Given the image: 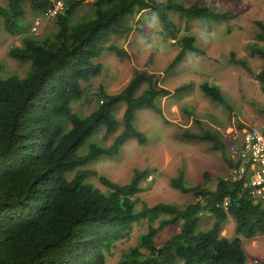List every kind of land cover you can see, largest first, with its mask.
<instances>
[{
	"label": "trees",
	"instance_id": "trees-1",
	"mask_svg": "<svg viewBox=\"0 0 264 264\" xmlns=\"http://www.w3.org/2000/svg\"><path fill=\"white\" fill-rule=\"evenodd\" d=\"M0 1L6 3L0 4V29L11 36H21L22 42L11 48L8 56L29 64L24 77H5L0 63V264H70L74 259L76 264H106L105 254L133 223L141 221H147V231L138 237L136 247L121 253L116 264H264L250 263L242 244L243 238L252 240L264 234V203L251 196L245 177L232 176L240 162L230 159L217 133L181 135L190 141L213 144L230 168L229 178L218 179L214 189L190 185L185 170L180 169L170 186L194 196L196 201L186 206L159 203L137 209L134 198L142 191L141 182L149 176L147 170L135 171L128 185L100 176L107 193L87 182L96 173L84 169L98 158L117 156L131 140L141 145L148 143L145 133L136 126L138 112L149 110L163 117L161 100L190 90L191 84L173 92L162 87L161 77L151 71L148 62L144 69H135L133 78L119 94L101 90L97 108L90 115L82 116L73 109V103L85 96L83 84H90L102 73L95 61L105 51L122 60L130 58L124 48L108 42L113 36L128 37L141 31L138 18L145 11L158 14L165 36L172 40H177L179 32L172 14L228 22L229 13L183 0H61L64 9L49 18L57 31L39 41L31 35L36 33L22 34L20 22L27 15L26 6L37 16L54 9L56 2ZM86 4L91 5L94 18L72 24L73 16ZM255 26L256 39L247 49L251 57L262 61L261 72L254 73L235 52L230 53L227 62L244 68L260 82L264 92V22L256 21ZM179 43L181 51L166 73L183 63L187 52L204 54L194 36L186 35ZM144 86L147 88L138 95ZM200 89L206 98L233 110L220 87L203 83ZM122 103L126 109L120 122L116 113ZM122 122L123 130L112 146L104 147L94 140L101 131L116 134ZM205 179L210 180L208 173ZM28 209L32 216L23 213ZM206 214L214 222L201 230ZM229 217L236 223L232 238L221 234ZM178 226V233L157 243L159 231Z\"/></svg>",
	"mask_w": 264,
	"mask_h": 264
},
{
	"label": "rangeland",
	"instance_id": "rangeland-1",
	"mask_svg": "<svg viewBox=\"0 0 264 264\" xmlns=\"http://www.w3.org/2000/svg\"><path fill=\"white\" fill-rule=\"evenodd\" d=\"M183 1L191 5L199 2L204 6L214 7L219 12L229 13L231 18L228 22H214L172 14L171 18L179 29L177 40H172L165 36L166 29L158 14L154 10L145 11L138 18L141 31L128 37L113 36L108 42L124 48L130 58L122 60L115 53L105 51L96 61L101 66L102 73L90 84H83L84 98L73 103L76 113L90 115L97 108L101 90L110 95L119 94L133 78L135 69H144L148 62L151 71L161 77L162 87L173 92L183 85H192L186 92L172 94L161 100L163 117L149 110L137 113L136 126L147 136V144L141 145L136 140H131L117 156L100 157L87 167L119 185H128L135 171L147 170L149 176L141 182L142 191L134 198L138 203L137 209H141L143 205L151 207L159 203L186 206L195 202L192 194H182L170 186V180L178 176L180 169L185 170L190 185H202L208 189H214L218 179L229 178L230 168L222 153L215 150L210 142L184 139L181 136L184 133H217L225 143L230 159L233 158L232 152L245 130L264 134V92L260 82L244 68L227 62L230 53L235 52L237 58L247 61L254 73L261 72L262 61L250 56L247 45L256 39L255 22H264V0ZM0 4L6 3L0 1ZM90 6L86 4L79 7L81 10L77 16H73L72 24L93 19L94 11L90 13ZM26 8L27 15L20 22L24 36L33 32L36 20L40 25L36 34H31L34 39L43 41L57 31L53 21L45 17L44 13L34 16L28 5ZM186 35L197 39V47L204 54L187 52L185 61L166 73L170 63L181 51L180 38ZM21 44V36H11L3 28L0 29V63L5 77H24L29 69V64L23 65L8 56L11 48ZM203 83L220 87L229 98L233 110L228 111L206 98L200 89ZM145 88L147 87L144 86L138 95ZM125 109L126 106L122 103L116 113L120 122ZM122 130L123 122L116 134L106 135L105 131H101L94 140L104 147H110ZM206 173L209 174L208 181L205 179ZM88 182L101 191L108 192L98 177H91ZM213 222L212 216L204 215L200 229L207 230ZM129 229L106 254V264H116L123 251L136 247L138 237L147 231L148 223L135 222ZM235 229L236 223L229 217L223 224L221 234L232 238L235 236ZM179 231V226L165 228L159 231L156 241L161 244ZM242 244L250 263L264 261V234H258L252 240L243 238ZM142 251L146 252L144 249ZM180 264L183 262L180 261Z\"/></svg>",
	"mask_w": 264,
	"mask_h": 264
},
{
	"label": "built area",
	"instance_id": "built-area-1",
	"mask_svg": "<svg viewBox=\"0 0 264 264\" xmlns=\"http://www.w3.org/2000/svg\"><path fill=\"white\" fill-rule=\"evenodd\" d=\"M51 1L56 2V7L45 12L47 18L55 17L64 9L61 0ZM39 25V21L36 20L33 33L37 31ZM232 157L240 162L239 166L232 170V176L237 179L245 177L251 196L257 202L264 203V134L245 130L232 152ZM224 206L227 207V203Z\"/></svg>",
	"mask_w": 264,
	"mask_h": 264
},
{
	"label": "clouds",
	"instance_id": "clouds-1",
	"mask_svg": "<svg viewBox=\"0 0 264 264\" xmlns=\"http://www.w3.org/2000/svg\"><path fill=\"white\" fill-rule=\"evenodd\" d=\"M45 14V13H44ZM31 33H33V32H31ZM97 61V60H96ZM96 61H95V63H96ZM97 64V63H96ZM112 146V145H111ZM103 157H106V156H103ZM232 160H233V158H232ZM84 170H87V171H91V170H88L87 169V167L84 169ZM95 172V171H94ZM96 173V172H95ZM92 177H100L97 173H96V176H92ZM103 177V176H102ZM74 178V174L73 175H71L70 176V179L72 180ZM90 179V178H89ZM88 179V180H89ZM88 180H87V182H88ZM100 181V180H99ZM101 182V181H100ZM89 183V182H88ZM94 186V185H93ZM104 186V185H103ZM95 187V186H94ZM105 187V186H104ZM96 188V187H95ZM106 188V187H105ZM96 189H98V188H96ZM107 189V188H106ZM99 191H101L100 189H98ZM108 190V189H107ZM103 192V191H102ZM104 193V192H103ZM105 193H107V192H105ZM16 206H18V205H16ZM14 213H16V211H14ZM23 213H25V214H28V215H30V216H32L31 214H30V210L28 209V210H26V211H23ZM16 215H18L17 213H16ZM112 250V249H111ZM110 250V251H111ZM71 254V253H70ZM107 254V253H106ZM106 254H105V258H106ZM70 264H76L75 263V259L73 260V262H71Z\"/></svg>",
	"mask_w": 264,
	"mask_h": 264
}]
</instances>
